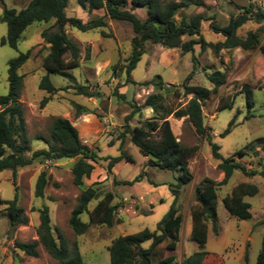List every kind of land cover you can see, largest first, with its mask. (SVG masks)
Segmentation results:
<instances>
[{
	"label": "rangeland",
	"instance_id": "obj_1",
	"mask_svg": "<svg viewBox=\"0 0 264 264\" xmlns=\"http://www.w3.org/2000/svg\"><path fill=\"white\" fill-rule=\"evenodd\" d=\"M30 1L4 0V3L9 9L21 11L28 6ZM185 1L193 4L181 12L178 19L181 17L189 19L198 14L204 15L206 21L202 23V36L207 43L213 45L223 42L225 38L212 29V24L225 27L232 18L242 13L245 14L246 10L250 9L252 13L248 16H251L252 20L241 27L237 31V35L245 38L248 32L258 33L260 35L259 47L251 51L242 49L222 50L216 54L210 46L205 50L197 46L194 53L184 54L179 49H167L160 45L148 43L146 53L131 75L133 83H127V74L123 67L132 53L131 42L134 37L129 23L109 21V26L105 29L109 36L105 37L99 32L82 33L69 29L70 38L81 50V66L70 70L69 73L76 79V83L93 92L95 97L90 99L85 96H78L76 91L71 89L70 91H60L58 96H55L54 99L51 98L44 106V115L57 114L61 116L70 106L77 113L75 102L89 106L87 103L89 101L94 113H99L102 118L109 120L107 124L110 125V132L107 133V138H111L114 146H104L105 138L99 142L96 141L100 150L96 154L99 164L105 169L108 167V161H105L107 158H117L125 153L133 159L132 162L122 160L117 163L113 168L112 176V178L115 176L119 181L130 182L131 184L121 185L117 189H111V186L105 187V190L111 189L117 194L116 203L120 202V198L130 201L126 207L131 205L133 198L139 203L140 211L135 210L134 215L128 212L121 214L123 207H120L121 203H119L117 213L125 223L123 232L127 236L146 229L151 232L157 231L158 224L169 212L174 202L170 188L172 184H175L174 174L148 166L146 157L137 146L130 142L129 138H126L125 141L118 139L120 132L123 131L125 117L132 113L133 105L143 106L147 97L154 93L153 87L145 88L140 86L141 83L151 82L159 76L167 87L171 88L162 93L165 97L164 107L177 110L184 108L188 99L185 97L178 98L174 89L183 92L182 85L193 71L194 66L197 71L190 85L202 86L211 90L214 87L207 80V75L215 71L226 73L225 85L217 93L210 96L204 107L205 126L210 128L213 142L220 147V154L223 158H235L236 162L241 163L248 170H264V151L260 149H258L257 154L249 152L247 156L242 158L235 156L236 152L248 144L264 137V55L260 51V48L264 47V20H261L260 23L257 21L258 15H264V0H200L202 5L194 4L198 0ZM2 14L3 6L0 4V97L6 96L9 92V62L16 59L20 54L31 51L32 58L19 70V75H25L20 102L23 109L31 114V108L28 106L31 102L29 100L38 102L39 109H42L40 103L49 97L46 92L39 90V84L42 78L46 76V72L42 68V60L48 53L41 32L52 27L54 21L32 25L23 34L18 48L15 50L1 44L2 39L7 34V26L1 21ZM138 14L142 18L146 17L144 10L139 11ZM66 15L87 22L91 18L104 15V11L90 13L78 4V0H69ZM93 47L95 59L89 60L87 55L91 54ZM193 57L196 59V63H194ZM116 64L119 68L114 73L113 66ZM50 80L60 89L74 86L68 78L58 75H50ZM245 86L253 91L254 108L250 112L244 94ZM117 91L125 97L124 100L115 95ZM66 92L68 93L67 101L61 99L67 94ZM226 103H231L232 108L219 110V107ZM159 116L160 114L156 115L153 110L145 108L141 114L135 115L130 124L137 126L142 121ZM185 119L187 118L176 119L173 115L170 117L174 131L183 133L181 139L184 144L199 146L196 157L190 163V169L193 163L196 188L205 178L215 181L222 171L218 167L220 161L214 159L212 148L208 142L195 138L191 126ZM31 120V130L34 137L39 134L50 138L49 130L53 120L50 119L41 123L35 122L34 118ZM232 122L233 126L230 133L225 134ZM46 147L47 144L43 139L31 137V153ZM58 163L53 162L49 165L45 162L21 169L23 173L20 177L17 175L16 187L12 182L10 172L0 173V200L5 203L0 206V264L42 263L43 257L35 261L15 248L16 241L33 242L37 238V229L33 228L31 224L10 229L6 217V203L13 201L17 194L19 207L25 210V214L26 211L30 210L35 212L36 207H40L44 203L42 199L35 196L37 178L43 171L61 168ZM204 172L207 175L205 178ZM140 175L143 177L136 181ZM241 182H247L259 188V193L256 196L245 199L251 206L252 217L249 220H239L230 216L223 205V199L231 193L233 186ZM46 191L50 193L52 199H64L73 204H77V199L81 195V190L73 184V175L67 176L66 174H64L60 184L51 180ZM153 193H158L162 201L155 202L152 209L147 210L144 204L153 198ZM93 206L94 202L89 205V208L91 209ZM81 218L83 222H89L87 213L83 214ZM217 220L218 234H215L212 228L210 229L209 239L205 247L208 256L204 264H256L264 236V177L261 175L247 177L240 171H235L230 181L219 188ZM99 229L104 228L100 227ZM121 236V230L104 229L101 232L96 226L90 229L87 236L76 238L74 234L68 235L70 249L74 248L78 239L79 250L85 264H110L108 247L113 240ZM180 242L175 251L168 250L166 243L157 247L152 258L153 264L170 256L175 257L173 264H181L184 259L199 250L198 244L187 239L184 233ZM151 245V242H146L142 247L149 249ZM47 259L52 261L50 256H47Z\"/></svg>",
	"mask_w": 264,
	"mask_h": 264
},
{
	"label": "trees",
	"instance_id": "obj_2",
	"mask_svg": "<svg viewBox=\"0 0 264 264\" xmlns=\"http://www.w3.org/2000/svg\"><path fill=\"white\" fill-rule=\"evenodd\" d=\"M68 3L69 0H31L25 9L17 11L7 8L4 0H0V4L3 6L1 21L7 26V34L1 41L3 46H9L16 50L21 37L32 25L54 21L52 27L41 32L48 53L42 60V68L46 72V76L42 78L39 88L49 95L40 103L41 108H44L53 95L69 89L75 90L77 95L87 98L95 97L93 92L76 83V79L69 73L70 70L81 66V50L70 38L69 29L82 33L99 32L105 37L109 36L105 32L109 21L129 23L134 37L131 42L132 53L123 67L127 74V83H133L131 75L146 53L148 43L167 49H179L184 54L194 53L197 46H200L202 50L210 46L218 54L222 50L251 51L260 45V35L256 32H248L245 38L237 35V31L252 20L251 16H248L252 13L250 9H247L245 14L242 13L232 18L225 27L212 24V29L225 38L223 42L213 45L207 43L202 36V23L206 21L204 15L198 14L189 19L185 17L178 19V15L193 4L189 1L78 0V4L90 13L104 11V15L91 18L87 22L68 17L66 15ZM194 4L202 5L200 0ZM141 10L146 12L145 18L138 14ZM260 16L262 17L260 18ZM258 17L259 23L264 20V15H258ZM260 51L264 55V47H261ZM31 58L32 52L29 51L20 54L8 64L9 92L6 96L0 97V173L10 172L12 182L16 187L17 175L21 169L49 160L55 163L61 159L72 161L73 184L81 190V195L71 214L70 228L77 238L86 235L92 226L112 228L118 223L116 217L119 205L114 204L115 196L111 192L102 191L98 187V183L91 187H85L84 180L91 176L95 165H99V159L92 148L83 144L77 129L69 120L53 119L49 130L50 138L37 136V139H43L46 142L47 147L31 153V139L27 130L24 109L20 102L25 75H19V70ZM193 61L196 63L194 57ZM118 68V64L114 65L113 72L116 73ZM196 71L197 68L194 66L193 71L182 85V93L178 89H174L178 98L188 99L184 108L174 110L164 107L165 97L162 93L171 88L167 87L157 76L151 82L140 84L145 88L153 87L154 93L147 97L143 106L133 105L132 113L125 117L123 131L120 132L118 139L125 141L126 138H129L130 142L148 158V166L174 174L175 184L170 186L174 202L169 212L158 224L157 231L151 232L146 229L114 240L108 248L110 264H153L152 258L155 255V250L161 244L166 243V247L170 251H175L178 248L182 224L178 201L183 188L193 181L190 163L197 155L199 146H185L178 141L170 122L172 115L176 119L187 118L195 136L208 142L212 148L214 159L220 161L219 169L225 174L221 183L205 178L195 188L196 204L192 208L193 231L191 238L198 244L199 250L184 259L181 264H203L207 258L208 252L205 247L208 242L209 228L211 227L213 232L218 234V191L221 186L230 181L235 171H240L247 177L256 175L264 177V170H248L241 163L236 162L235 158L225 159L220 154V147L213 142L210 128L205 126L203 110L210 96L225 85L227 75L221 71L207 75V80L214 87L211 90L202 86L190 85ZM50 75L68 78L74 86L58 89L51 82ZM244 94L250 112L254 108L253 91L245 86ZM115 95L121 100L125 99L118 91L115 92ZM77 107L80 108L78 105ZM145 108L153 110L154 114H160V116L132 126L130 122L135 115L141 114ZM224 108H232L231 103L221 105L219 110ZM99 116L102 118L101 115ZM232 126L233 122L225 134L230 133ZM258 149L264 151V137L248 144L236 152L235 156L242 158L249 152L257 154ZM122 160L133 161L132 157L125 153L117 158L105 159L108 161L106 171L109 177L113 176V168ZM142 177L143 175H140L136 181ZM114 182L115 185L131 184L117 180ZM48 183V173L43 171L36 183L35 196L37 198L45 197ZM258 193L259 188L256 185L240 183L233 188L231 194L223 199V205L230 216L239 220H249L252 217L251 206L245 199L254 197ZM95 201L98 202L97 205L92 211H89V205ZM18 202L16 194L13 201L6 203V217L10 229L29 224V218L26 216L25 210L19 207ZM4 204L0 200V206ZM39 212L40 225L37 228L39 240L30 243L16 241L15 248L28 257L38 258V247L42 245L45 251L59 264H85L77 243L73 249H70L68 241L60 230H56L57 236H54L48 207L44 206ZM86 213L89 215L88 223L83 222L81 218ZM146 242L152 243L149 249L142 247ZM174 262L175 257L170 256L156 264H173ZM256 264H264V236Z\"/></svg>",
	"mask_w": 264,
	"mask_h": 264
},
{
	"label": "crops",
	"instance_id": "obj_3",
	"mask_svg": "<svg viewBox=\"0 0 264 264\" xmlns=\"http://www.w3.org/2000/svg\"><path fill=\"white\" fill-rule=\"evenodd\" d=\"M87 58H89V60L95 59L94 47L92 48L91 54L87 55ZM58 89H60V88H58ZM39 90H40V88H39ZM70 90L71 89H69V91ZM58 94H59V92L56 95H53L52 98L54 99L55 96H58ZM67 95H68V93L64 97H62L61 99L67 101V98H68ZM78 96H82V95H78ZM82 97H84V96H82ZM29 101H31L28 104V106L31 108V114H29L26 109L24 110V113H25V121H26L27 130H28V134H29L30 139H31V137L37 139V136H39V134L36 137L33 136L34 133L31 130L32 129V127H31V121L32 120L31 119L32 118H34L35 122H37V123H41L42 121H46V120H50V119L53 120L55 118H64V119L69 120L73 124V126L77 129L79 136H80V139L83 142V144L92 148L95 152H100L99 145L96 144V141L99 142L100 140H102L104 138H105L104 146H107V145L114 146V143H113V141H111V138H107V136H108L107 133L110 132V129H109L110 125L107 124V122L109 120L104 119V118H100L99 113H94L92 105L89 101L87 102V103H89V106L87 104L75 102L78 112L76 113L73 110V108L70 106V108L67 109L61 116H59L57 114H55V115H53V114L44 115V108L39 109V103L38 102H33L32 100H29ZM77 105L80 108H78ZM0 111H1V109H0ZM71 117H73V118H71ZM185 120H187V119H185ZM171 125L173 128V126H174L173 123H171ZM173 131H174V129H173ZM174 133H175L176 137L178 138V141H180L183 145L188 146V145L184 144V142L181 139L183 137L182 132L176 133L174 131ZM43 137H45V136H43ZM194 137L197 138L195 136V134H194ZM45 138H47V137H45ZM146 159L148 160V158H146ZM196 163H198V162H196ZM59 165L61 166V168H59L57 170H55V169H48L47 170L48 180H49L47 188H48L51 180L54 183L60 184L62 179H63L64 174H66L67 176H72L71 175L72 174V165H73L72 161H68V160L59 161L58 166ZM192 166H193V163L191 164L193 181L189 185H187L186 187L183 188L181 195H180V198H179V201H178L179 214L182 216V224H181L180 235H179L180 241H181L183 233L187 237V239L192 240V238H191L192 231H193L192 208L196 204L195 200H194L195 173H194V169ZM22 173H23V170L19 171L18 176L20 177L22 175ZM205 177H207V175L204 172V178ZM224 178H225V174L223 172H220V174L218 175V178L215 181L222 182L224 180ZM114 179L117 180V178L115 176L113 178H112V176L109 177L106 169L101 164H99V165H95V169H94L93 173L91 174V176L89 178H85L84 183H85V187H91V186L98 183L99 184L98 187L102 191L111 192L115 196L114 204L119 205V203H121L120 207H123V212L121 214H123L124 212H128L131 215H134L135 210L140 211V209L138 208L139 203L134 198L132 199L133 202H131V205L130 206L128 205L127 207H126V204L130 203V201L128 199L120 198V202L116 203L117 194H115V192L111 191V189H114V188L117 189L121 185H115ZM117 181L123 182V181H119V180H117ZM241 183H247V182H241ZM237 185L233 186V188L236 187ZM108 186H111L112 188L109 190H105V187H108ZM233 188H232V190H233ZM232 190H231V192H232ZM152 196H153V198H152L153 200L150 199L148 203L144 204L145 205L144 207L147 210L152 209L155 202H158V201L161 202L162 201V198H161V196H159L158 193H153ZM51 197L52 196L50 195V193L45 191V197L40 198L44 201V203H42V205H40V207L37 206L35 212H33L32 210L26 211L27 217L30 220L29 225L31 224L33 226V228H35V229H37L39 227V225H40V212L39 211L44 206H46L49 209V216L51 219V227H52L54 236L55 237L57 236L56 230H60L69 243L68 235L74 234L73 231H71L72 229L69 226V220H70L71 214H72V212H73V210L77 204L76 203L73 204L70 201H66L64 199H57V198L52 199ZM142 200H144V199H142ZM45 201L50 202L52 204L48 205ZM97 203L98 202L95 201L93 208H91V209L89 208V211H92L95 208V206L97 205ZM116 219L118 220V223L115 224L112 228H106V227H102V228H104L106 230H110V231L121 230L122 231L121 237L127 236V234L125 232H123V228L125 227V223L122 219L119 218L118 213H117ZM96 227L98 228V230H101V232L104 230V229H99L101 226H96ZM210 229H211V227L209 228L208 239H209V235H210ZM87 234L84 236H87ZM74 236H75V234H74ZM38 240H39V238L37 235V238H35L34 241H38ZM112 242H111V244H112ZM78 243L79 242L77 239V244ZM180 243L181 242H179V244ZM41 246L42 245H40L38 247L39 257L38 258H31V259L37 261L39 258L43 257V261L41 264H59V262L56 261L55 259H53L45 251L44 247L43 246L41 247ZM47 256H50L52 261H49L47 259ZM204 263H205V261H204Z\"/></svg>",
	"mask_w": 264,
	"mask_h": 264
},
{
	"label": "built area",
	"instance_id": "obj_4",
	"mask_svg": "<svg viewBox=\"0 0 264 264\" xmlns=\"http://www.w3.org/2000/svg\"><path fill=\"white\" fill-rule=\"evenodd\" d=\"M46 163L49 164V165L53 164V162L50 161V160L49 161H46Z\"/></svg>",
	"mask_w": 264,
	"mask_h": 264
},
{
	"label": "water",
	"instance_id": "obj_5",
	"mask_svg": "<svg viewBox=\"0 0 264 264\" xmlns=\"http://www.w3.org/2000/svg\"><path fill=\"white\" fill-rule=\"evenodd\" d=\"M60 161H66V159H61Z\"/></svg>",
	"mask_w": 264,
	"mask_h": 264
}]
</instances>
